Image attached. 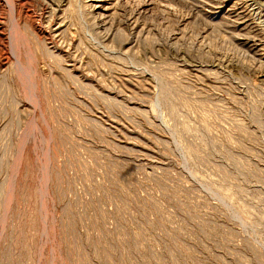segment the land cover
Returning <instances> with one entry per match:
<instances>
[{
  "label": "rangeland",
  "instance_id": "374dc122",
  "mask_svg": "<svg viewBox=\"0 0 264 264\" xmlns=\"http://www.w3.org/2000/svg\"><path fill=\"white\" fill-rule=\"evenodd\" d=\"M0 264H264V0H0Z\"/></svg>",
  "mask_w": 264,
  "mask_h": 264
}]
</instances>
